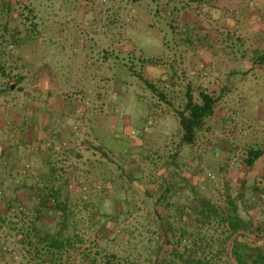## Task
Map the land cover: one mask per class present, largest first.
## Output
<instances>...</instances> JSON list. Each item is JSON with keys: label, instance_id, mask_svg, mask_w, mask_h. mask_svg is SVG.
<instances>
[{"label": "rangeland", "instance_id": "374dc122", "mask_svg": "<svg viewBox=\"0 0 264 264\" xmlns=\"http://www.w3.org/2000/svg\"><path fill=\"white\" fill-rule=\"evenodd\" d=\"M236 2L0 0V264H180L193 237L261 264L264 27L242 22L264 0ZM189 88L222 96L193 144ZM203 198L236 201L250 239L188 213Z\"/></svg>", "mask_w": 264, "mask_h": 264}, {"label": "trees", "instance_id": "16d2710c", "mask_svg": "<svg viewBox=\"0 0 264 264\" xmlns=\"http://www.w3.org/2000/svg\"><path fill=\"white\" fill-rule=\"evenodd\" d=\"M147 86L160 97L162 100H167L166 92L157 86L155 83L145 80ZM10 88V86H9ZM200 101L197 102L194 100L192 92L190 88L186 92V102L183 109L176 110L177 115L180 119V125L182 130V142L193 144L196 140L197 133L204 128L206 120L212 116L215 112V106L217 102L221 99V95L215 96L212 93L201 90L200 91ZM170 102V101H168ZM263 152H258L256 156L252 154V156H248L246 159V163L249 166H253L255 160L262 154ZM55 192H51L47 194L43 199L44 205H57L59 203V195L58 190H54ZM201 208L198 210L195 209L194 213L196 216H201L204 218V223L213 224L216 221L218 224H221L224 227L226 236L222 239L223 243H226L233 235L240 232L241 238L247 240L250 239L249 235L253 232L251 227V220L248 214L244 215L238 207V204L234 200L229 201V206H218L212 203L209 199L203 198L201 200ZM216 219V220H215ZM264 240V239H263ZM53 241L56 242V238H53ZM203 242V245L206 246V249L210 247V240L201 239L199 240L197 237H193L192 240L187 241L186 238H181L179 243H183V251L180 252V258L182 262L180 264H218L213 261V254L210 252H206L204 250L203 255L199 251L198 246ZM242 243V242H239ZM245 245V244H244ZM248 250L252 252V259L255 263L264 264V246L258 245L257 247L250 246L249 244L245 245ZM224 256L226 261L230 264H233L230 255L228 253L225 245L223 246ZM233 254L236 256L237 262L239 264H244L246 261L239 254L238 250L235 249ZM174 257V256H173ZM114 261V260H113ZM111 260V263L113 262ZM90 264H97L96 262L90 261ZM114 263V262H113ZM100 264H109L108 261H102Z\"/></svg>", "mask_w": 264, "mask_h": 264}, {"label": "crops", "instance_id": "0c3cea01", "mask_svg": "<svg viewBox=\"0 0 264 264\" xmlns=\"http://www.w3.org/2000/svg\"><path fill=\"white\" fill-rule=\"evenodd\" d=\"M237 1H240V0H237ZM244 2V4H245V1L246 0H243ZM238 5L239 7L241 6V7H244V4L242 5L241 3H235V5ZM234 11V10H233ZM248 13V12H247ZM242 14H245V13H242ZM242 26L245 28V29H249V30H251V31H254V32H257V31H255V30H259V28L261 27L262 29H263V27H264V21L262 22V19H260L259 17H258V20H257V23H255L254 21H253V19L252 18H248L247 20L245 19L243 22H242ZM238 28V26H235V30ZM240 28V27H239ZM255 38H257L258 39V36H255ZM237 93V92H236ZM244 96H245V94H244Z\"/></svg>", "mask_w": 264, "mask_h": 264}, {"label": "water", "instance_id": "95a60500", "mask_svg": "<svg viewBox=\"0 0 264 264\" xmlns=\"http://www.w3.org/2000/svg\"><path fill=\"white\" fill-rule=\"evenodd\" d=\"M11 88H13V86H11Z\"/></svg>", "mask_w": 264, "mask_h": 264}]
</instances>
